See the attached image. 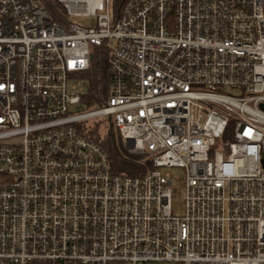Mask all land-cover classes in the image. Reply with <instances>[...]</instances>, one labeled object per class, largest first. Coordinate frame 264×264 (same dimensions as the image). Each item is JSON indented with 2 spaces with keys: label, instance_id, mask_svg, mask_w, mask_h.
<instances>
[{
  "label": "built area",
  "instance_id": "obj_1",
  "mask_svg": "<svg viewBox=\"0 0 264 264\" xmlns=\"http://www.w3.org/2000/svg\"><path fill=\"white\" fill-rule=\"evenodd\" d=\"M92 119L151 169L113 174ZM138 262L264 264V0H0V264Z\"/></svg>",
  "mask_w": 264,
  "mask_h": 264
},
{
  "label": "trees",
  "instance_id": "obj_2",
  "mask_svg": "<svg viewBox=\"0 0 264 264\" xmlns=\"http://www.w3.org/2000/svg\"><path fill=\"white\" fill-rule=\"evenodd\" d=\"M52 20L63 23L62 6L56 2H46ZM88 83V92L81 95L80 104L87 110L101 108L109 95L110 72L106 64V53L103 49L95 50L89 69L78 75ZM104 123V122H101ZM88 136L98 141L107 151L113 174L123 176H142L150 168V161L141 155L130 154L123 146L119 134L108 126L103 135L99 132V123L90 128Z\"/></svg>",
  "mask_w": 264,
  "mask_h": 264
},
{
  "label": "rangeland",
  "instance_id": "obj_3",
  "mask_svg": "<svg viewBox=\"0 0 264 264\" xmlns=\"http://www.w3.org/2000/svg\"><path fill=\"white\" fill-rule=\"evenodd\" d=\"M71 22L74 24H77L79 26L87 27V26H93L94 25V18L92 17H86V16H76L72 17ZM74 86V92L82 94H86L88 92V83L83 79H77L73 81L70 84V87ZM71 112H87V109L82 104H77L75 106L70 107ZM104 123H99V132L101 135H103L106 131V128L109 126V124L105 120H102ZM96 120H89L88 123H85V125L89 128L94 127ZM164 171V170H162ZM178 173V172H177ZM179 174V173H178ZM184 209V201H183V190L181 187V183H178L177 185H174L172 187V197H171V211L172 214L176 217H180L183 214ZM119 264H129V263H119ZM136 264H175L173 262H138Z\"/></svg>",
  "mask_w": 264,
  "mask_h": 264
}]
</instances>
